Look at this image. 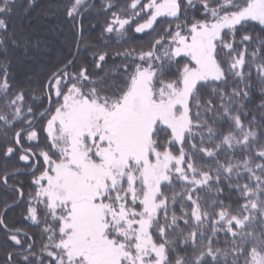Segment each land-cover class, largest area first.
Returning <instances> with one entry per match:
<instances>
[{"label": "snow or ice", "instance_id": "1", "mask_svg": "<svg viewBox=\"0 0 264 264\" xmlns=\"http://www.w3.org/2000/svg\"><path fill=\"white\" fill-rule=\"evenodd\" d=\"M14 4L0 0V264H264V0H101V37H149L108 67L85 35L95 5L63 0L71 36L26 84L10 52L41 41L9 30Z\"/></svg>", "mask_w": 264, "mask_h": 264}, {"label": "trees", "instance_id": "2", "mask_svg": "<svg viewBox=\"0 0 264 264\" xmlns=\"http://www.w3.org/2000/svg\"><path fill=\"white\" fill-rule=\"evenodd\" d=\"M90 0H88V3ZM118 6L126 4L129 0H116ZM63 0H15L13 6V13L9 21V30L15 31L18 35L30 36L33 40L41 41V49L39 51L30 49L28 56L23 55V49H17L10 52L12 60V67L10 72L13 77L14 84H26L29 77L35 80H42L43 73L50 65L49 57L54 58L58 52L63 50V41L65 38L71 36V23L64 19L60 8L62 7ZM93 7L84 16V30L86 38L89 42L95 44L96 48L100 51L107 50L109 53L108 64H118L120 61L113 60L112 56L116 51H121L127 47L137 46L140 43L146 42L149 37L141 36V34H133V39L126 42H118L115 34H110L101 37L102 27L105 21V14L100 10L101 0H94ZM55 11V15L51 14ZM110 15V13H109ZM157 29L161 27L158 24ZM259 25H255V30H259ZM154 35V33H153ZM81 55L88 56V52L81 49ZM90 59V57H88ZM37 84H32L31 87H37ZM260 97L254 93L251 99L250 107L258 104ZM34 143V142H33ZM17 158L13 156L7 161L10 165L16 167H23L22 164L16 162ZM4 163V159L0 157V165ZM17 179L28 180L27 177H17ZM27 191V189H26ZM6 199L4 193L0 191V201ZM225 203H228L225 200ZM3 206L0 203V212ZM20 208H14L9 211L6 216V221L10 227H24L27 228L28 222L24 221L19 213ZM32 232L38 233L39 229L32 226L28 229ZM5 234L0 232V245L3 244ZM221 241L220 246H223L224 236L219 237ZM5 255L3 247H0V258Z\"/></svg>", "mask_w": 264, "mask_h": 264}, {"label": "water", "instance_id": "3", "mask_svg": "<svg viewBox=\"0 0 264 264\" xmlns=\"http://www.w3.org/2000/svg\"><path fill=\"white\" fill-rule=\"evenodd\" d=\"M94 0H90L89 4H93ZM3 211V210H2Z\"/></svg>", "mask_w": 264, "mask_h": 264}, {"label": "rangeland", "instance_id": "4", "mask_svg": "<svg viewBox=\"0 0 264 264\" xmlns=\"http://www.w3.org/2000/svg\"><path fill=\"white\" fill-rule=\"evenodd\" d=\"M28 179H30V177H27ZM3 210V209H2ZM2 212V211H1ZM21 214V211L19 212Z\"/></svg>", "mask_w": 264, "mask_h": 264}]
</instances>
